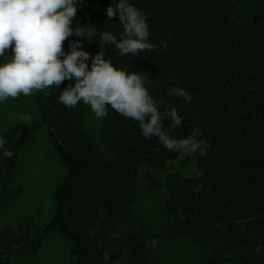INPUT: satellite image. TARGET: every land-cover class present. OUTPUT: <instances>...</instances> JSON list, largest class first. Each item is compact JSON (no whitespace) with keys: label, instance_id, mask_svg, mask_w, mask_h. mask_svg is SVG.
Wrapping results in <instances>:
<instances>
[{"label":"trees","instance_id":"obj_1","mask_svg":"<svg viewBox=\"0 0 264 264\" xmlns=\"http://www.w3.org/2000/svg\"><path fill=\"white\" fill-rule=\"evenodd\" d=\"M130 2L145 13L149 41L157 47L136 57L120 56L111 47H105V54L114 66L147 75L150 94L177 109L182 125L171 135L195 134L208 142L206 155H195L198 175L168 176L164 222L155 234L129 212L139 166L163 169L181 153L167 150L155 137L144 138L136 121L109 108L99 129L106 157L85 128L82 103L65 107L58 101L62 89L55 86L36 91V120L1 134L13 152L10 158L0 154L2 186L14 173L21 144L41 126L67 174L57 187L48 224L34 226L27 220L16 230L0 231V264L32 256L55 230L70 239L76 264H146L147 244L157 237L162 243L189 240L210 264H264L259 251L264 245V0L255 3L244 21L233 0ZM110 3L85 0L74 24L94 25L97 38L103 31L119 38L118 18L108 20L105 12ZM162 40L167 41L163 51ZM81 43L90 55L100 51L95 41ZM67 84L65 80L61 87ZM172 86L185 88L191 102L168 96ZM162 123L168 126L167 119ZM123 230V236H113Z\"/></svg>","mask_w":264,"mask_h":264},{"label":"clouds","instance_id":"obj_2","mask_svg":"<svg viewBox=\"0 0 264 264\" xmlns=\"http://www.w3.org/2000/svg\"><path fill=\"white\" fill-rule=\"evenodd\" d=\"M84 2L0 0V103L55 86L62 89L58 101L65 107L75 108L82 103L89 106L96 118H106L111 108L136 121L144 138L155 137L169 151L206 155V140L195 134L184 138L171 135L173 129L182 125V117L173 105H164L163 100L150 94L148 76L114 66L105 54V47L118 50L120 56L133 57L156 49L157 45L149 41L145 13L130 0H111L106 15L108 20L117 17L123 31L119 38L109 31L99 33L97 38L94 25L74 24L77 9ZM82 40L95 41L100 51L90 55L83 49ZM160 45L163 51L167 41H160ZM65 80L67 86L61 87ZM166 94L191 102L183 87L172 86ZM164 119L168 121L167 127L162 123ZM7 144L6 137L0 135V154L10 158L13 152Z\"/></svg>","mask_w":264,"mask_h":264},{"label":"rangeland","instance_id":"obj_3","mask_svg":"<svg viewBox=\"0 0 264 264\" xmlns=\"http://www.w3.org/2000/svg\"><path fill=\"white\" fill-rule=\"evenodd\" d=\"M239 20H246L258 0H233ZM10 53V49L8 50ZM35 92L30 96L21 95L0 103V135L20 123L30 124L37 118ZM85 128L94 145L109 157L101 142L99 129L101 118H96L89 106L83 104ZM25 117L27 119H25ZM17 140V136L13 141ZM195 155H183L168 161L165 168L157 169L140 164L137 180V196L129 208L130 214L139 223L160 234L164 222L163 207L168 190L166 180L169 175L178 173L187 178L198 175ZM67 174L54 143L45 126L35 130L20 146L16 167L5 187L0 171V231L18 229L29 220L34 226H44L51 220L55 211L57 187ZM158 181L159 187L152 184ZM154 185V184H153ZM132 228L137 225L132 224ZM124 230L113 236H123ZM161 237L149 241V258L146 264H210L209 258L198 246L185 238L162 243ZM158 242H161L160 244ZM72 243L69 238L55 230L43 239L38 251L32 256L13 258L10 264H76L71 259ZM259 251L264 253V245Z\"/></svg>","mask_w":264,"mask_h":264}]
</instances>
